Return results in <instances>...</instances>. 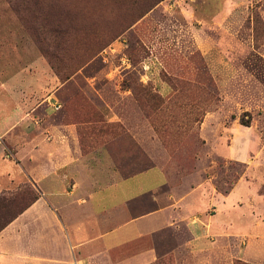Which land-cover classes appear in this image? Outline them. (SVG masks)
I'll return each instance as SVG.
<instances>
[{"label": "rangeland", "instance_id": "rangeland-1", "mask_svg": "<svg viewBox=\"0 0 264 264\" xmlns=\"http://www.w3.org/2000/svg\"><path fill=\"white\" fill-rule=\"evenodd\" d=\"M23 103L22 121L79 125L101 185L158 166L178 198L244 178L228 204L264 196V0H0V123ZM210 243L162 263L264 264V240Z\"/></svg>", "mask_w": 264, "mask_h": 264}, {"label": "crops", "instance_id": "crops-1", "mask_svg": "<svg viewBox=\"0 0 264 264\" xmlns=\"http://www.w3.org/2000/svg\"><path fill=\"white\" fill-rule=\"evenodd\" d=\"M26 107L0 123V192L27 179L40 196L0 233V264H163L215 239L264 240L261 185L247 203L230 204L246 178L227 196L205 189L209 179L178 198L158 166L101 185L94 161L102 153H85L79 125L22 121ZM138 203L153 207L137 212Z\"/></svg>", "mask_w": 264, "mask_h": 264}, {"label": "trees", "instance_id": "trees-1", "mask_svg": "<svg viewBox=\"0 0 264 264\" xmlns=\"http://www.w3.org/2000/svg\"><path fill=\"white\" fill-rule=\"evenodd\" d=\"M156 4H159L163 0H155ZM38 200V197H34L29 205L15 211L14 203L15 201L8 200L4 196L0 195V233L6 229L15 219H17L21 214H23L33 203Z\"/></svg>", "mask_w": 264, "mask_h": 264}, {"label": "built area", "instance_id": "built-area-1", "mask_svg": "<svg viewBox=\"0 0 264 264\" xmlns=\"http://www.w3.org/2000/svg\"><path fill=\"white\" fill-rule=\"evenodd\" d=\"M0 143H1V139H0Z\"/></svg>", "mask_w": 264, "mask_h": 264}]
</instances>
